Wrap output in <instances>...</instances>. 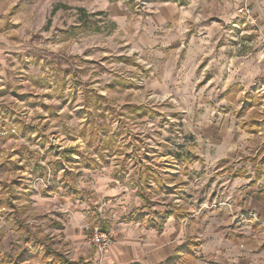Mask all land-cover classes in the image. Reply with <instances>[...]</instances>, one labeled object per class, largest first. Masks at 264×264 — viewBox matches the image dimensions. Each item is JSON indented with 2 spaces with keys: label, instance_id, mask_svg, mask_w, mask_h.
<instances>
[{
  "label": "rangeland",
  "instance_id": "374dc122",
  "mask_svg": "<svg viewBox=\"0 0 264 264\" xmlns=\"http://www.w3.org/2000/svg\"><path fill=\"white\" fill-rule=\"evenodd\" d=\"M108 1L143 22L157 2L0 0V264L36 258L51 236L49 212L81 197L117 191L115 230L180 202L204 203L203 170L185 173L202 161L190 134L194 80L168 65L170 54L112 25L101 11ZM190 175L196 183L184 182Z\"/></svg>",
  "mask_w": 264,
  "mask_h": 264
},
{
  "label": "crops",
  "instance_id": "0c3cea01",
  "mask_svg": "<svg viewBox=\"0 0 264 264\" xmlns=\"http://www.w3.org/2000/svg\"><path fill=\"white\" fill-rule=\"evenodd\" d=\"M243 4L254 11L259 47L254 27H243L237 15ZM101 11L112 25L139 36L145 48L170 54L168 65L194 80L189 85L197 105L189 113L190 134L202 161L189 164L185 173L203 170L204 203L195 208L180 202L171 212H157L152 222L138 218L115 230L113 209L123 198L113 200L110 194L117 191L71 200L49 212L51 236L39 255L19 264H96L89 243L92 224L117 232L105 264H264V0H157L144 22L131 18L122 3L108 1ZM3 41L0 35V53ZM191 175L184 182L196 183ZM137 197L146 213V202Z\"/></svg>",
  "mask_w": 264,
  "mask_h": 264
},
{
  "label": "built area",
  "instance_id": "2783aa9c",
  "mask_svg": "<svg viewBox=\"0 0 264 264\" xmlns=\"http://www.w3.org/2000/svg\"><path fill=\"white\" fill-rule=\"evenodd\" d=\"M237 15L242 18L243 27H247V25L254 27L253 34L258 36L257 47L262 45V38H259L261 36V30H259V27H257V21L254 16L253 9L249 5L243 4L237 9ZM232 26L236 27L237 29L240 28L239 24L237 23H233ZM260 91L264 93V80L262 83H260ZM115 240L116 235L113 231L103 229L100 226H95L92 228L89 237V243L98 255V261L96 264H105L111 247L115 244Z\"/></svg>",
  "mask_w": 264,
  "mask_h": 264
},
{
  "label": "trees",
  "instance_id": "16d2710c",
  "mask_svg": "<svg viewBox=\"0 0 264 264\" xmlns=\"http://www.w3.org/2000/svg\"><path fill=\"white\" fill-rule=\"evenodd\" d=\"M135 109L137 111H142V112L147 111L143 106L137 107ZM149 174L151 177H153L151 180H153L154 182H157L159 185H161V182L159 180L160 176H158V174L156 172L151 170V172ZM140 175L143 176L142 172L140 173ZM139 179H140V182H143V177H140ZM139 196L146 202V204H150V200H149L148 194L146 192H140ZM57 257H58V255L56 256V259H57ZM22 261H23V256L21 254H19V255L15 256L11 259L10 264H19Z\"/></svg>",
  "mask_w": 264,
  "mask_h": 264
}]
</instances>
